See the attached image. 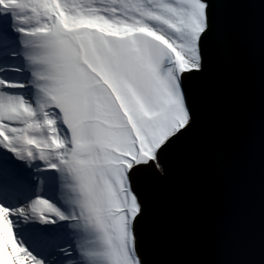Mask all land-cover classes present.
Instances as JSON below:
<instances>
[{
	"label": "snow or ice",
	"instance_id": "6c2138e0",
	"mask_svg": "<svg viewBox=\"0 0 264 264\" xmlns=\"http://www.w3.org/2000/svg\"><path fill=\"white\" fill-rule=\"evenodd\" d=\"M237 4L247 3L0 0L20 45L13 71L24 74L0 79V149L59 171L75 209L65 217L40 197L0 204V264H42L14 239L13 216L74 221L82 264H164L146 189L166 181L186 140L199 142V88L227 70ZM4 174L0 161V182Z\"/></svg>",
	"mask_w": 264,
	"mask_h": 264
},
{
	"label": "water",
	"instance_id": "95a60500",
	"mask_svg": "<svg viewBox=\"0 0 264 264\" xmlns=\"http://www.w3.org/2000/svg\"><path fill=\"white\" fill-rule=\"evenodd\" d=\"M243 2L227 70L199 88V142L186 140L166 181L146 189L164 264H264V3Z\"/></svg>",
	"mask_w": 264,
	"mask_h": 264
},
{
	"label": "bare ground",
	"instance_id": "6f19581e",
	"mask_svg": "<svg viewBox=\"0 0 264 264\" xmlns=\"http://www.w3.org/2000/svg\"><path fill=\"white\" fill-rule=\"evenodd\" d=\"M6 16L9 18V22H11V18L8 15H4V17H6ZM8 25L11 26L12 24L11 23L9 24L8 22H2V24L0 25V55L4 56V57L7 56V59H6L7 61H8V59L11 60L12 57H17V58L15 60V63H10L9 65L0 64V76H1V74H3V72H5V70L13 71V69L20 68L23 66L22 58L19 56L20 45L18 42V35L15 34V32H12L11 29L8 27ZM8 31L11 33H9ZM7 34H9L8 37H7ZM13 36H14V38H13ZM1 56H0V63L3 61ZM14 72H16V71H14ZM0 79H2V78L0 77ZM3 80H6V79H3ZM17 80H19V79H17ZM29 95L31 96V93ZM20 126L23 127L24 125H20ZM22 146L25 148L31 147L29 145H22ZM1 152L3 154L5 152L4 149H1ZM36 162H38V163H36ZM27 163L30 165L29 170H32L33 173L35 174V175L32 174V180L31 181L33 184H36V187H35L36 191L34 193V189L32 190L33 187H31V190L33 191L32 193H34V194L29 199H26V197H23L22 198L23 200L19 203V205L15 206V207H9V208H16L20 205H24L25 203L30 202V201L36 199L37 197L44 198L47 201H49L51 204L52 203L56 204L58 199H60L61 202L64 203L65 201H67L70 198V195L73 193L72 192L73 190L70 186H65L66 181H65V179H63L61 177V174L59 173V171L45 170L46 169V162L39 160L35 156L33 157V159L31 161H27ZM40 172L42 174L46 173L47 175H49V177H46L44 175L39 174ZM48 191L50 193V198L48 196H46L45 194H43V193H47ZM14 193H15L16 197L19 196V193L17 191H14ZM0 194H2V193H0ZM2 195H3L2 196L3 201L5 199H9L6 195H4V194H2ZM0 204H1V201H0ZM54 219H56V218L54 217ZM31 221H35V220H30L28 222H25L23 217H19V216L11 217V222L13 224V229H14V236H16L17 232L19 230H21V232L23 234H25V236L28 239H30L31 238V235H30V233H31L30 228L31 227H29L28 224ZM57 223H61L62 225L65 224V222L63 223L60 220H57ZM74 223L75 222H73L69 225H65L64 230H70L71 235H67L66 237H64L61 234L54 232L53 233V237L55 238L53 240L54 244H48V243L42 244V245H45V247L47 248L48 251H52L54 248H56V249L59 248L60 251H62V253L61 252L54 253L52 255L53 257L49 256V258L46 259L47 264H57V262L51 263V261L55 257L61 258L62 255L66 256V255H69L71 253H76V254H74L76 256L71 257V259H69L70 262L67 264H82V260H81V257L79 255V252H78V244L81 240V234H80V232L77 233L78 229L74 226ZM66 227H67V229H66ZM56 234L58 235V237ZM59 244H62V245H59ZM70 246H72V247H70ZM35 250L37 251V249H35ZM34 257H36V256H34ZM38 260H40L42 262V264H44V262L41 258H38Z\"/></svg>",
	"mask_w": 264,
	"mask_h": 264
},
{
	"label": "rangeland",
	"instance_id": "374dc122",
	"mask_svg": "<svg viewBox=\"0 0 264 264\" xmlns=\"http://www.w3.org/2000/svg\"><path fill=\"white\" fill-rule=\"evenodd\" d=\"M68 3H73V2H77V0H67ZM73 192V191H72ZM74 196V192L70 195V198ZM53 206H55L62 215H64L65 217H70L72 215V213L75 211L74 207L72 205H70L68 202L65 201V205L63 208L58 207L57 205H55L54 203H52ZM77 233H79V231L77 230ZM14 239L16 240L15 236Z\"/></svg>",
	"mask_w": 264,
	"mask_h": 264
}]
</instances>
